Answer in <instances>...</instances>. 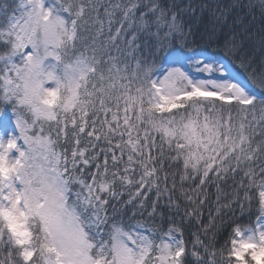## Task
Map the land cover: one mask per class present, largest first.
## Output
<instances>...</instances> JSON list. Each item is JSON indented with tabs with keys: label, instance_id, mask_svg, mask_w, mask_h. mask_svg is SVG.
<instances>
[{
	"label": "snow or ice",
	"instance_id": "6c2138e0",
	"mask_svg": "<svg viewBox=\"0 0 264 264\" xmlns=\"http://www.w3.org/2000/svg\"><path fill=\"white\" fill-rule=\"evenodd\" d=\"M0 264H264V0H0Z\"/></svg>",
	"mask_w": 264,
	"mask_h": 264
},
{
	"label": "trees",
	"instance_id": "16d2710c",
	"mask_svg": "<svg viewBox=\"0 0 264 264\" xmlns=\"http://www.w3.org/2000/svg\"><path fill=\"white\" fill-rule=\"evenodd\" d=\"M208 52L211 53V50H209ZM205 212H207V208H205ZM253 219H254V217H253ZM246 222H247V220H245V223ZM165 227H166V225H165Z\"/></svg>",
	"mask_w": 264,
	"mask_h": 264
},
{
	"label": "rangeland",
	"instance_id": "374dc122",
	"mask_svg": "<svg viewBox=\"0 0 264 264\" xmlns=\"http://www.w3.org/2000/svg\"><path fill=\"white\" fill-rule=\"evenodd\" d=\"M205 55H209V54L205 53Z\"/></svg>",
	"mask_w": 264,
	"mask_h": 264
}]
</instances>
